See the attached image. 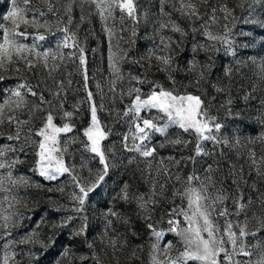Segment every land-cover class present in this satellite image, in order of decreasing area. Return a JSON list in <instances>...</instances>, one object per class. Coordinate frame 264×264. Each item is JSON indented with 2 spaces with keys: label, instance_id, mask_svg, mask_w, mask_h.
Segmentation results:
<instances>
[{
  "label": "rangeland",
  "instance_id": "1",
  "mask_svg": "<svg viewBox=\"0 0 264 264\" xmlns=\"http://www.w3.org/2000/svg\"><path fill=\"white\" fill-rule=\"evenodd\" d=\"M0 264H264V0H0Z\"/></svg>",
  "mask_w": 264,
  "mask_h": 264
},
{
  "label": "trees",
  "instance_id": "2",
  "mask_svg": "<svg viewBox=\"0 0 264 264\" xmlns=\"http://www.w3.org/2000/svg\"><path fill=\"white\" fill-rule=\"evenodd\" d=\"M178 26L183 30V32L188 36V37H194V36H199V35H202L203 32L200 31L202 28L199 27L198 25H193V33L189 32L190 30L189 29H192V25L189 23H187L186 21H180V23H178ZM199 42V41H198Z\"/></svg>",
  "mask_w": 264,
  "mask_h": 264
}]
</instances>
